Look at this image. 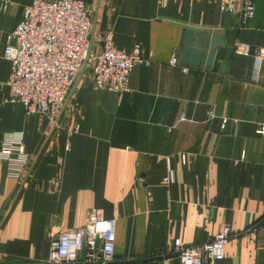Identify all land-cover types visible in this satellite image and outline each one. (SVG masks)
I'll list each match as a JSON object with an SVG mask.
<instances>
[{
  "label": "crops",
  "instance_id": "obj_1",
  "mask_svg": "<svg viewBox=\"0 0 264 264\" xmlns=\"http://www.w3.org/2000/svg\"><path fill=\"white\" fill-rule=\"evenodd\" d=\"M33 1L0 0V148L21 132L31 157L20 181L0 161V264H44L51 236L93 208L118 220L112 264H180L175 239L200 245L225 225L217 264H264V64L256 79L254 57L237 53L264 48V0H250L247 24L218 0H82L93 53L109 30L151 64L135 66L121 97L96 89L89 65L55 122L8 102L7 36Z\"/></svg>",
  "mask_w": 264,
  "mask_h": 264
},
{
  "label": "built area",
  "instance_id": "obj_2",
  "mask_svg": "<svg viewBox=\"0 0 264 264\" xmlns=\"http://www.w3.org/2000/svg\"><path fill=\"white\" fill-rule=\"evenodd\" d=\"M218 1L223 13H240L244 24L255 16V6L250 0ZM7 8L5 3L4 11ZM93 16V9L82 0H34L25 7L21 21L7 36L3 54L11 64L9 103L23 106L29 115H46L55 122L86 61L87 68L92 66L96 89L120 97L129 92L130 75L135 66H150L151 60L144 56L140 45L130 53L118 49L109 30L98 33L100 48L93 53ZM237 53L254 57L257 79L264 64V48L241 45ZM171 65H176L175 58ZM257 134L264 136V126ZM30 159L23 133L4 136L0 161L7 164L10 178L22 180ZM172 180L170 172L164 181L171 183ZM117 227V219L104 218L100 209H90L81 227L51 236L50 254L44 264H112ZM260 227L254 224L249 231ZM231 238V228L225 225L213 239L200 245L186 246L175 239L173 254L180 264H217L225 258Z\"/></svg>",
  "mask_w": 264,
  "mask_h": 264
},
{
  "label": "water",
  "instance_id": "obj_3",
  "mask_svg": "<svg viewBox=\"0 0 264 264\" xmlns=\"http://www.w3.org/2000/svg\"><path fill=\"white\" fill-rule=\"evenodd\" d=\"M94 29H95V26H93V30H92L93 32H92L91 42H92V40H93V36H94ZM89 56H90V50H89V53H88V58H89ZM87 65H88V61L85 62V65H84L83 69L81 70L79 77L77 78V80H76V82H75V84H74V86H73L71 92L69 93V95H68V97H67V100H66V102H65L64 107H65V106L68 104V102L70 101V98L72 97V95H73V93H74L76 87L78 86L80 80L82 79V77H83V75H84V73H85V71H86ZM63 109H64V108H63Z\"/></svg>",
  "mask_w": 264,
  "mask_h": 264
}]
</instances>
